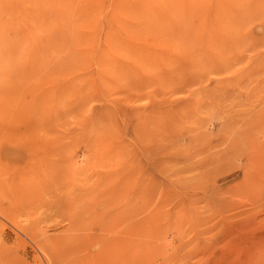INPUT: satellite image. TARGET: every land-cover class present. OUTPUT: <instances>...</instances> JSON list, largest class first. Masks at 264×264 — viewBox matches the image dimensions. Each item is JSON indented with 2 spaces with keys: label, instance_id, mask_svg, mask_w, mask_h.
<instances>
[{
  "label": "rangeland",
  "instance_id": "obj_1",
  "mask_svg": "<svg viewBox=\"0 0 264 264\" xmlns=\"http://www.w3.org/2000/svg\"><path fill=\"white\" fill-rule=\"evenodd\" d=\"M262 2L0 0V264H264Z\"/></svg>",
  "mask_w": 264,
  "mask_h": 264
},
{
  "label": "bare ground",
  "instance_id": "obj_2",
  "mask_svg": "<svg viewBox=\"0 0 264 264\" xmlns=\"http://www.w3.org/2000/svg\"><path fill=\"white\" fill-rule=\"evenodd\" d=\"M235 3V2H234ZM262 3H264V2H262ZM226 6V5H225ZM233 7V6H232ZM239 7V6H238ZM231 9V8H230ZM229 9L227 8V7H224V9H222V10H220L219 12H221L222 14L220 15L221 17H224L225 18V15H229L228 13H229ZM232 12V11H231ZM235 12V11H234ZM236 13V12H235ZM182 16V15H181ZM204 17H205V15H204ZM195 18V17H194ZM203 18V17H202ZM206 18V17H205ZM231 18V17H230ZM238 18V17H237ZM240 18V17H239ZM229 20V19H228ZM240 19H238V21H239ZM231 21V20H230ZM203 22V21H202ZM216 22V21H215ZM199 23V22H198ZM235 25V24H234ZM46 32V31H45ZM12 84H13V82H12ZM8 85V84H7ZM16 85V84H15ZM11 87H12V85H11ZM17 87V86H16ZM16 89H18V88H16ZM18 91V90H17ZM4 92V91H3ZM2 91H0V100L2 99L3 100V102L2 101H0V110H2V109H6L7 110V108H8V106L9 105H11L12 103L10 102L11 100H15V98L17 97V94L15 93V91H12V90H7V91H5L4 93H3ZM6 106V107H5ZM1 112H4V110L3 111H1ZM30 150V149H29ZM30 152H31V150H30ZM29 152V153H30ZM32 167V166H31ZM31 169V168H30ZM29 170V169H28ZM30 171V170H29ZM39 173V172H38ZM32 174V173H31ZM21 175V174H20ZM19 175V176H20ZM24 175V174H23ZM46 175V174H45ZM29 176V175H28ZM21 177V176H20ZM27 181H25V182H27L26 183V187L27 188H29V186L32 184H30V180H29V178L27 177V179H26ZM7 181H9V182H7L8 183V186H10V188L9 187H7L8 188V193H9V195L10 196H15V194H16V192H17V189L19 188L18 187V181H17V172L16 173H13L12 175L10 174L9 175V179L7 180ZM23 182V181H22ZM39 182V181H38ZM32 185H34V184H32ZM39 185V184H38ZM35 186V185H34ZM23 189V188H22ZM20 191V190H19ZM35 191H36V189H35ZM29 192V191H28ZM4 198V197H3ZM0 199H1V196H0ZM31 199H32V197H31ZM17 200V199H16ZM23 200V199H22ZM32 201V200H31ZM30 201V202H31ZM5 204V203H4ZM13 207H14V205H12ZM31 206V205H30ZM17 207V206H16ZM15 211H17V210H15ZM0 215L1 216H5V215H7V209L3 206V204H2V202H1V200H0ZM35 219V218H34ZM33 220V219H32ZM35 221V220H34ZM34 221H33V223H34ZM26 222V221H25ZM32 223V222H31ZM36 223V222H35ZM19 224V223H18ZM37 225V224H36ZM25 227V226H24ZM37 227V226H36ZM33 229H35V228H33ZM37 229V228H36ZM35 229V230H36ZM34 230V231H35ZM40 230V229H39ZM27 234L30 236L31 234H30V232H31V228H30V226L28 227V229H27ZM42 232V231H41ZM3 234H5V233H3ZM40 234V233H39ZM42 235H44V233H41ZM42 235H40V237L42 236ZM2 236H4V235H2V233L0 232V241H2ZM36 236V235H35ZM45 237V236H44ZM32 238V237H31ZM35 238V237H34ZM33 238V239H34ZM48 238V237H47ZM50 238V237H49ZM48 240V239H47ZM47 240H44L45 242H48ZM117 241H116V243H115V241H114V244H118L119 242V240L118 239H116ZM6 241V240H5ZM38 241H40V238H39V240ZM111 241V240H110ZM112 241V242H113ZM7 242V241H6ZM118 242V243H117ZM111 243V242H110ZM125 243V242H124ZM38 244V243H37ZM39 244H40V242H39ZM43 244V243H42ZM41 245V244H40ZM44 245V244H43ZM43 245H42V248H43ZM123 245V244H122ZM46 246V245H45ZM44 246V247H45ZM125 246H126V243H125ZM127 247V246H126ZM14 248V247H13ZM125 249H127V248H125ZM124 250V249H123ZM0 253L2 254V248H1V243H0ZM5 253V252H4ZM1 256V255H0ZM126 259V258H125Z\"/></svg>",
  "mask_w": 264,
  "mask_h": 264
}]
</instances>
